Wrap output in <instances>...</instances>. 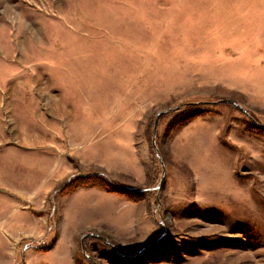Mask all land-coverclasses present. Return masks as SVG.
<instances>
[{
    "label": "rangeland",
    "instance_id": "1",
    "mask_svg": "<svg viewBox=\"0 0 264 264\" xmlns=\"http://www.w3.org/2000/svg\"><path fill=\"white\" fill-rule=\"evenodd\" d=\"M0 264H264V0H0Z\"/></svg>",
    "mask_w": 264,
    "mask_h": 264
},
{
    "label": "water",
    "instance_id": "2",
    "mask_svg": "<svg viewBox=\"0 0 264 264\" xmlns=\"http://www.w3.org/2000/svg\"><path fill=\"white\" fill-rule=\"evenodd\" d=\"M221 101L228 102V103L234 105L235 107H237V108H238L239 110H241L242 112H244V113H246V114H249L246 108H244L242 105L238 104L237 102H235V101H233V100H231V99H224V100H221ZM193 104H195V103H193ZM181 106H182V105H177V106L175 107V109H178V108H180ZM167 111H168V110L166 109V110H163V111L157 113V115H156V117H155V120H154V123H153L152 145H153V148H154L155 152H158V147H157V145H156V141H155L156 133H157V127H158V119H159V116H160L161 114H164V113H166ZM158 159H159L160 163H161L162 166H163V161H162L161 156H158ZM162 179H163V173H162V177H161V179H160V182H162ZM157 198H158V196H157ZM96 236H98V237H100V238H103V237L100 236V235H96ZM103 239L106 241L105 238H103Z\"/></svg>",
    "mask_w": 264,
    "mask_h": 264
}]
</instances>
